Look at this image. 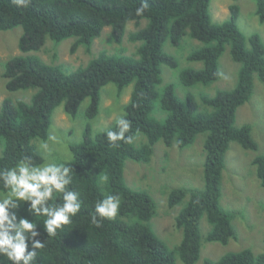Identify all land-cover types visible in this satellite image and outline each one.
I'll list each match as a JSON object with an SVG mask.
<instances>
[{"label": "trees", "instance_id": "16d2710c", "mask_svg": "<svg viewBox=\"0 0 264 264\" xmlns=\"http://www.w3.org/2000/svg\"><path fill=\"white\" fill-rule=\"evenodd\" d=\"M141 3L142 0H29L27 7H23L14 0H0V31L17 26L23 30L18 40L23 55L12 57L4 67L5 89L36 90L29 102L5 97L0 103V169L14 166L25 155L36 164L43 163L33 141L47 140L54 109L62 105L65 114L75 118L80 104L89 99L82 140L69 146L72 156L67 161L73 167L68 187L80 193V212L72 217L70 225L47 236L45 218L29 213L27 203L15 210L18 217L37 223V238L46 242L43 249L37 250L35 264H174L176 256L183 264H195L201 251L202 216L210 226L205 242L226 245L237 238L232 214L220 205L221 176L231 142L245 150L257 149L251 126H236L235 113L253 94V76L264 82L262 39L252 34L248 38L249 48L246 47L237 25V4L229 5L228 20L213 23L210 0H147L144 13L138 16L136 9ZM255 4V14L264 22V0H255ZM129 22L137 29L128 33V40L140 43L130 56L101 51L85 66L67 73L28 54L39 51L46 39L58 44L69 38H74L71 54L80 46L90 54L93 40L104 27H110L111 40L119 44ZM185 36L200 43L186 60L201 63L200 68L180 70L179 80L185 88L208 86L220 79L218 61L226 45L232 61L239 65L235 86L218 90L212 96L201 95V109L189 92L181 99L172 84L158 88L161 65L171 69L178 65L172 55L164 52V43L179 47ZM108 84H113L118 94L133 84L123 116L131 121L129 134L135 139L145 137L139 145L134 139L132 144L121 142L119 148H112L103 130H92L90 122L99 112L100 90ZM155 112L163 113L164 118H156ZM108 129L115 130V122ZM199 134H204V186L198 191L183 187L170 190L168 207L184 202L174 216V226L182 237L171 249L150 227L156 213L152 197L126 185L124 162L146 164L158 141L166 147L175 144L183 149L193 144ZM251 164L264 188V155L254 157ZM4 191L0 184V192ZM106 195H119L120 208L114 218L102 219L97 226L92 223L94 206ZM53 202H62L60 194L50 201ZM0 264L11 262L0 256ZM203 264H264V252L254 255L250 249H242L227 252L217 260L205 259Z\"/></svg>", "mask_w": 264, "mask_h": 264}, {"label": "rangeland", "instance_id": "374dc122", "mask_svg": "<svg viewBox=\"0 0 264 264\" xmlns=\"http://www.w3.org/2000/svg\"><path fill=\"white\" fill-rule=\"evenodd\" d=\"M237 4L239 16L237 25L245 37V45L249 48L248 38L258 34L264 44V22H260L255 14V0H210L209 13L213 23H221L229 19V5ZM146 21L140 24L142 27ZM133 22L125 26V34L119 44L113 42L110 27H104L91 44V52L87 54L80 46L71 54L69 49L74 38L61 41L58 44L46 39L39 51L28 54L38 56L43 62L59 66L69 73L79 67L85 66L89 60L95 58L101 51L116 55H133L140 43L128 40V33L136 30ZM23 30L17 26L10 30L0 31V103L5 98L29 102L35 89L8 92L5 89V80L2 76L6 62L14 56L23 55L18 49V40ZM200 43L185 36L179 47L172 46L168 41L164 43L163 50L172 55L177 61V67L171 69L161 65L162 89L166 84H172L176 95L183 99L187 92L194 96L198 109L203 108L201 95H214L218 90H229L236 84L239 65L232 61L229 46L219 58L221 77L218 81L208 85H195L185 88L179 80L181 69L192 67L200 68L201 63L188 62L186 56ZM133 84L125 87L120 94L113 84H108L100 90V105L97 116L90 122L92 130L99 132L112 126L115 120L123 115L124 106L128 103ZM89 99H85L79 106L75 118H71L63 111V106L56 107L52 114V123L49 136H55V141L45 140L52 149L50 159L55 162H66L71 159L69 146L82 140V130L87 123L85 111ZM154 116L163 119L164 114L155 112ZM249 124L251 134L256 142V150H245L238 143L231 142L225 153V165L221 176V207L232 214L231 224L237 238L230 240L226 245L205 242L204 237L210 230L205 216L199 222L202 244L199 259L195 264H203L205 259L217 260L227 252H237L250 249L254 255L264 252V188L259 184L255 167L251 161L256 156L264 155V82L253 76V94L250 100L240 106L235 113V125ZM145 137H136L135 144L144 142ZM40 139L33 141L37 150ZM204 134L196 136L195 141L188 147L179 149L175 144L166 147L158 141L153 149L148 163H136L131 160L124 162L123 178L131 189L147 192L155 202L156 213L149 224L156 236L164 241L169 248L177 246L182 233L174 226V216L183 207L184 202L168 207V194L172 188L183 187L191 190H202L203 182V151ZM2 146H0V155ZM2 193V192H0ZM23 202H20V205ZM174 264H183L176 256Z\"/></svg>", "mask_w": 264, "mask_h": 264}, {"label": "clouds", "instance_id": "9594fccd", "mask_svg": "<svg viewBox=\"0 0 264 264\" xmlns=\"http://www.w3.org/2000/svg\"><path fill=\"white\" fill-rule=\"evenodd\" d=\"M18 6L27 7L29 0H14ZM147 0H142L136 15H142ZM131 121L121 115L115 120V130L104 129V135L112 148H119L121 142L132 144L134 135L129 134ZM55 141V136H49ZM39 149L44 154V162L36 164L32 157L23 156L16 164L0 169V184L5 189L0 193V256L11 264H35L38 251L45 247L37 237V223L18 217L20 202L28 204V212L36 217H44L43 226L47 236H53L63 226L70 225L72 217L80 212V193L70 190L73 167L69 162H55L50 159L52 149L49 142L41 140ZM103 179H106L104 177ZM60 194L62 202L55 201ZM120 208L119 195H106L94 206L92 223L100 225L102 219L114 218ZM99 218V219H98ZM29 245L31 250H29Z\"/></svg>", "mask_w": 264, "mask_h": 264}]
</instances>
